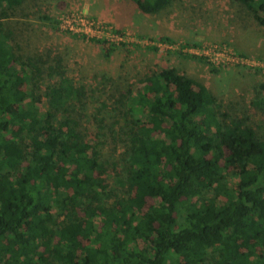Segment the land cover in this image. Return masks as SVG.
<instances>
[{
    "label": "trees",
    "instance_id": "trees-1",
    "mask_svg": "<svg viewBox=\"0 0 264 264\" xmlns=\"http://www.w3.org/2000/svg\"><path fill=\"white\" fill-rule=\"evenodd\" d=\"M132 1L156 15L176 0ZM238 2L264 26V0ZM25 3L0 0V264H264V132L224 121L202 80L153 72L118 126L120 195L73 116L83 86L60 56H24L14 43L6 19ZM252 102L264 111V97Z\"/></svg>",
    "mask_w": 264,
    "mask_h": 264
},
{
    "label": "rangeland",
    "instance_id": "rangeland-1",
    "mask_svg": "<svg viewBox=\"0 0 264 264\" xmlns=\"http://www.w3.org/2000/svg\"><path fill=\"white\" fill-rule=\"evenodd\" d=\"M72 10L108 23L123 34V40L98 42L96 37L61 30L58 17ZM140 12L132 0H26L16 17L6 19L14 30L19 53L60 56L69 76L77 86H83L85 104L73 116L106 161L100 175L111 187L119 188L118 192L120 186L112 176L114 168L120 167L118 159L123 152L124 137L118 126L127 108L126 98L153 72L175 67L202 80L228 114L222 117L224 121L246 119L259 135L264 132V111L252 102L264 97V66H216L182 50L195 43L225 42L237 53L264 64V26L238 0H176L159 14ZM46 15L52 19H41ZM164 42L178 46L166 49L158 45ZM214 67L219 71H213ZM50 68L45 65L42 74L47 76ZM40 79L35 86L42 96L39 105L47 110L44 91L49 82ZM234 174H229L231 182Z\"/></svg>",
    "mask_w": 264,
    "mask_h": 264
},
{
    "label": "built area",
    "instance_id": "built-area-1",
    "mask_svg": "<svg viewBox=\"0 0 264 264\" xmlns=\"http://www.w3.org/2000/svg\"><path fill=\"white\" fill-rule=\"evenodd\" d=\"M58 22L61 30L85 34L87 36H91L92 38L96 37L94 39L97 40H123V34L120 35L118 32H115L113 27L108 23L88 17L86 13L79 10L62 13L58 17ZM158 45L166 49H176L178 46L168 42L158 43ZM182 50L192 55L204 58L209 63L216 66H264V64L256 62V60L251 57L237 53L232 46L225 42L212 41L205 42L200 45H186L182 48Z\"/></svg>",
    "mask_w": 264,
    "mask_h": 264
},
{
    "label": "crops",
    "instance_id": "crops-1",
    "mask_svg": "<svg viewBox=\"0 0 264 264\" xmlns=\"http://www.w3.org/2000/svg\"><path fill=\"white\" fill-rule=\"evenodd\" d=\"M130 8H132V5L130 6ZM139 12H140V10H138ZM141 13V12H140ZM146 15H148V14H146ZM152 25V24H151Z\"/></svg>",
    "mask_w": 264,
    "mask_h": 264
}]
</instances>
